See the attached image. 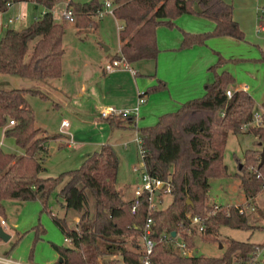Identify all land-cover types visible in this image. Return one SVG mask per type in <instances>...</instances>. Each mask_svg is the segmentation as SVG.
Wrapping results in <instances>:
<instances>
[{"label": "trees", "instance_id": "1", "mask_svg": "<svg viewBox=\"0 0 264 264\" xmlns=\"http://www.w3.org/2000/svg\"><path fill=\"white\" fill-rule=\"evenodd\" d=\"M58 0H0V12L15 3L32 2L46 11L22 29L6 28L0 34V74L24 79L48 81L62 76L63 46L67 20L57 22L53 9ZM113 15L123 23L119 37L120 52L111 60L120 59L127 65L142 60L156 61L159 54L156 29L174 28L175 19L183 14H196L215 23L212 31L191 33L182 30L181 49L205 45L214 37L244 40V32L233 17V5L225 0H112ZM67 8L73 11V23L79 32L97 28V16L105 9L103 0H71ZM258 61L264 62V49ZM228 61L219 55L214 82L208 84L202 97L189 100L173 112L162 114L154 125L137 128L140 150L147 173L169 181L172 201L164 208L149 209V194L126 200L117 189L119 157L111 144L102 145L89 155L81 167L57 176H41L45 167L40 152L48 149L49 141L58 139L35 125L36 115L26 94L46 96L39 90L0 87V128L5 136L14 138L24 150L19 155L0 147V220L6 219V200L40 201L70 245H57L56 264H132L143 254V227L149 216L154 220L152 238L155 241L151 264H247L264 248V243L243 242L223 237L224 226L242 229H262L250 222L244 205H223L210 201L212 179L229 176L223 160L230 134H253L264 147V112L261 123L252 125L256 102L244 89L227 90L235 84L228 71L218 73ZM158 79L140 97L166 90ZM111 115L105 118L112 128L132 127L134 115ZM14 125H9L10 121ZM135 127V125H134ZM260 148L248 149L235 177L247 200H253L264 190V163ZM63 199V216L48 205L52 193ZM89 193L95 200V215L90 211ZM136 206L135 212L133 207ZM82 213L76 228L69 226L67 212ZM264 219V209L260 210ZM188 214L200 216L204 229L190 225ZM36 240L46 232L39 224L34 228ZM173 232L176 236H173ZM205 243L223 242L222 254L206 255L196 251L195 235ZM186 242L196 251L183 254L171 240ZM17 243V242H16ZM13 245L12 248L15 247ZM7 257V256H6ZM3 264V263H0Z\"/></svg>", "mask_w": 264, "mask_h": 264}, {"label": "rangeland", "instance_id": "2", "mask_svg": "<svg viewBox=\"0 0 264 264\" xmlns=\"http://www.w3.org/2000/svg\"><path fill=\"white\" fill-rule=\"evenodd\" d=\"M231 3H233L232 0ZM253 3L254 6L257 4L263 6L264 0H236V3H233L236 18L239 20L240 27L244 32V40L237 41L232 38L216 39L211 45L223 52V55L220 53V56L228 61L226 67L231 70L233 69L235 75H239L244 83H248L251 86L250 92L253 93L256 102L255 113L258 114L261 109L260 106L264 103V62L258 61L261 51L264 49V39L257 36L256 29L259 31L258 24L264 23V19L262 21L260 17H257L254 8L252 16L250 15V7ZM61 6L55 8V18L59 22L62 21ZM44 8V6L37 3H31L26 8H24V5H15L14 7H9L5 16L14 17L17 13L25 15V19L15 20L10 24L11 28L22 29L29 26L35 17L40 16ZM260 13L264 14V9ZM97 20H99L97 28H89L82 32L77 30L73 22L66 21V33L63 40L66 52L63 59L62 80L65 84L69 85L71 91L69 97L55 90H47V88H45V93L49 95L50 98L48 99L27 95L29 105L35 111L36 127L42 131H46L51 136H57L59 139L49 141L48 149L39 154L46 168L41 173L43 177L57 176L64 171L81 167L84 160L93 153H89L87 150L94 151L93 148L95 146L81 145L82 141H92L91 135L94 133L83 132V124L80 121H90L94 117H101V114L99 113L98 115L94 107L95 101L92 97H89L87 94L81 97L78 96L75 88L76 81L78 79L82 82H87L90 91L95 90L102 94L106 92L110 94L112 88L110 85L106 88V85L103 83L101 68L108 61L106 56L112 58L119 50V25L120 23L122 24L121 21H116L110 14ZM259 32L260 36L264 37V33ZM105 46L109 47L110 50L105 52ZM232 56L240 57L241 59L230 58ZM150 62L143 61L141 65H138L142 67H137V64H133L132 66L141 72V70H144V64L145 66H149ZM126 69V67H122L117 70ZM211 73L213 76L215 75L213 70H211ZM17 78L20 80V77ZM28 80L34 82V85L31 87H40L44 91L42 83H38L40 82L39 80ZM16 85V87L20 86ZM229 88L233 89V86ZM56 103H59V106ZM121 116H123L122 118L128 117L122 114ZM64 120H67L69 123L68 127H64L66 131L76 130L70 136V141L66 135L62 134V129L60 130L61 123ZM156 122L157 120H155L154 124ZM130 133H128V136H131L132 141L127 142V144L120 143V146L116 150L119 157L117 189L126 200L136 197L135 190L142 184L141 172L143 170L141 168L143 166V157L140 150V134ZM2 140L4 143L3 148L7 152L21 154L22 148L16 144L14 138L3 137ZM257 140V137L253 134H230L223 155V160L228 167L229 176L210 181L211 188L209 195L211 202H242V204L246 202L247 199L241 189L240 181L235 177V174L240 170V165L244 162L245 152L248 149L260 148L263 150V147L257 144ZM69 142L71 147H68ZM52 148H55V151L51 153ZM136 167L140 168V170H136ZM59 190L60 187L52 193L48 200V205L54 213L63 216L65 210L61 206L63 199L57 196ZM89 197L90 211L92 215H95V200L90 193ZM171 201V194H165L163 195L162 202L156 199L155 203L158 208H164ZM253 202V206L244 204L246 209L248 208L246 212L249 215V220L250 222L256 221L263 228L242 230L224 226L220 230L223 237L243 242L264 243V219L260 213V210L264 209V190L257 194ZM223 205L229 206V204ZM256 206L258 207L257 209H255ZM5 207L7 224L5 227L0 223V227H5V231L11 234L12 238L8 242L0 240V255L10 257L12 260L20 263L54 264L58 257L54 244L70 245V243L65 241V236L54 223L49 213L42 210L43 204L40 201L20 202L6 200ZM251 207H254V210ZM77 214L74 210H69L67 214L69 226H74L73 216ZM39 224L46 232L41 239L36 240L34 228ZM195 239L201 251L198 254L219 255L227 247L226 242L205 243L199 234L195 235ZM14 244L16 245L12 248ZM220 245H222V248ZM254 260L258 264H264V254L258 253Z\"/></svg>", "mask_w": 264, "mask_h": 264}, {"label": "crops", "instance_id": "3", "mask_svg": "<svg viewBox=\"0 0 264 264\" xmlns=\"http://www.w3.org/2000/svg\"><path fill=\"white\" fill-rule=\"evenodd\" d=\"M225 1L228 3H231V0H225ZM232 2L236 3V0H232ZM31 3L32 2H20V3H15L11 5L10 7H14L15 5H24V8H26ZM233 3L231 4L233 5ZM67 4L68 3L66 1L60 0V1H57V4L55 6L56 8L57 6L62 5L61 6L62 21L64 20L62 15L65 9L67 8ZM55 8L53 9L54 17H55ZM233 8H234V5H233ZM253 8L256 11L257 17H260L263 21L264 14L260 12L264 9V5L262 6L260 4H257L254 6V3H253V5H251L250 7L251 16H252ZM45 11L46 9L44 8V11L42 13H44ZM7 12L8 10L6 12H0V24H6V22H8V19L13 17V16L6 17L5 15ZM108 14L112 15L116 21L120 22V20H118L113 15L112 11L110 12V10L109 11L105 10L103 14H100L99 16H97V19L103 18L105 15H108ZM16 16H22L21 20L26 18L25 15H22L19 13L14 15V17ZM233 17L240 25L239 20L236 18L235 9L233 11ZM10 24L8 25L7 28H11ZM175 24L176 26L174 28H170L167 26L157 27L156 38H157V46L159 48V54L155 62L152 60H142V61L137 62L136 63L137 67H142L138 65H141L143 61H151L150 62L151 64H149V66H145L144 64V70L140 69L141 72L137 70L136 68H134L132 65L130 66L128 65V68L126 70L116 69L113 72H107L105 70V66L110 61H112L111 59L113 57L109 58L108 56H106V59H108V61L106 65L102 66L101 70L103 73V83L106 85V88L109 87V85L112 88L110 91V94L108 92L102 94L101 92H97L95 90L90 91L87 82H82L77 79L76 81L77 84L75 88H76V92H78V96L81 97L87 94L89 97H92L95 101L94 107L98 115L99 113L101 114L102 110H105L108 108H113L117 111H127V110L135 111L137 109V111L132 114L136 118L135 123H134L135 127L133 125L132 127L115 129L111 127V125L106 121L105 118H102L100 116L94 117L90 121H80L83 124L82 125L83 132L94 133L91 135L92 141H82L81 142V145L83 146H93V147L95 146L93 148L94 151L87 150V152L89 153L95 152L104 144H111L116 151L118 146H120V143L127 144V142L132 141L131 136H128L129 132L131 133L133 132L134 134H137L138 133L137 128L154 125L155 120L158 121V118L162 114L167 113V112L176 111L180 107L181 104L189 100L202 97L205 94L207 85L212 84L214 82V76L211 73L210 68L217 63L220 53L223 55V52L215 46L212 47L211 43L213 41H216V39H226V38H232V37H214V38L209 39L205 45H196L191 48L181 49V44L183 40L182 30L191 32V33L209 32L214 29L215 23L207 18H204L196 14H183L179 16L177 19H175ZM262 24L264 26L263 22ZM122 27H123V23L122 24L120 23L119 32ZM5 30L6 28H3L2 30H0V34H2L1 32H4ZM256 31H257V36L260 37L261 39H264V37L260 36V32L257 29ZM261 33H264V31H261ZM232 39L237 40L235 38H232ZM122 44L123 42L120 39L119 50L116 52V54L120 52ZM108 50H110V48ZM108 50H105V52H107ZM64 56H65V53H64ZM64 56H63V59H64ZM230 58L241 59L240 57H233V56ZM226 66H227V63L224 64L221 68H219L217 72L221 73L222 71H228L229 73L233 75L235 79V84L233 85V88L235 90L244 89L253 96V93L250 92L251 86L248 83H244L240 79L239 75H235V72L233 69L231 70L230 68H227ZM62 68H63V61H62ZM62 76H63V73H62ZM62 76L58 79L38 82V83H42L44 87L43 89L44 91H42L40 87L38 88L31 87L34 85V82H31V80L24 79V78H20V80H18L19 78H17L16 76L2 75V74H0V86L1 87L8 86V87H2V88H7V89L20 88V89L39 90L46 96V99L50 97L48 94L45 93V88H47V90L50 89V90L58 91L60 94L69 97V93L71 91H70L69 85L63 82ZM158 79L163 80L167 84V89L144 97L145 102L140 104L139 103L140 95L143 92H145L148 87L157 84ZM16 84L20 86L16 87L17 86ZM27 95H30V94L25 95L26 99H27ZM27 102H28V99H27ZM28 105H29V102H28ZM56 105L59 106V103H56ZM260 108L261 109L259 113H262V111L264 112V103L260 106ZM64 121H67V120H64ZM68 126H62V123H61L60 130L62 129V134L66 135L70 141V136H72L76 130L66 131L64 127H68ZM1 136L2 138L6 137L5 128H0V147L4 149L3 148L4 143H3ZM126 138H129V139H126ZM68 147H71L70 142H69ZM54 151H55V148H52L51 153ZM23 153H24V150L22 149L21 154ZM162 200H163V197L160 199V202H162ZM245 203L246 205H249V206L254 205L253 200H246ZM245 203L242 204V202L240 203L239 202L237 203L219 202V204H229V205L231 204L244 205ZM251 208H253L254 210V207H251ZM257 208L258 207L256 206L255 209ZM244 209L246 211L248 208L246 209L244 205ZM81 215L82 213H78L77 215L73 216L74 226H70V227L76 228ZM11 238H12V235H11ZM66 239L67 238L65 237V241ZM177 240L180 241V238H177ZM195 243H196L197 253L201 252L199 247L197 246L198 244L196 242V239H195ZM193 253H195L194 250H190L189 254H193ZM259 253L264 254V248ZM57 256L58 257L56 261L54 262V264H56L57 260L59 259L58 253H57ZM0 257H3L8 261L6 264H26V263H20V262L14 261L10 257H6L2 255H0Z\"/></svg>", "mask_w": 264, "mask_h": 264}, {"label": "built area", "instance_id": "4", "mask_svg": "<svg viewBox=\"0 0 264 264\" xmlns=\"http://www.w3.org/2000/svg\"><path fill=\"white\" fill-rule=\"evenodd\" d=\"M67 3L70 2L71 0H64ZM104 2V6L105 9L101 12V14L104 13L105 10H110V12L113 9V4H112V0H103ZM263 12V10L261 11ZM63 18L67 21L72 22L74 19V15H73V11L70 8H66L65 11L63 12ZM22 16H16V17H12L8 19V22H6V24H0V30H2L3 28H7L8 25L10 23H13L15 20H19L21 19ZM259 31H264V26L262 24V22L258 25ZM122 67H126L128 68V65L120 59H114L112 61H110L106 66H105V70L107 72H113L116 69L122 68ZM227 96L231 97L233 94V90L229 89L227 90ZM145 102L144 97H140L139 99V103L142 104ZM137 109L135 111H117L113 108H108L105 110H102L101 112V117L102 118H108L111 115H132L134 112H136ZM263 112V111H262ZM261 114H256L254 116V120L252 125H258L261 123ZM15 121L11 120L9 125H14ZM69 123L67 121H63L62 122V126H68ZM141 168L143 169L141 172V179H142V184L140 186L137 187V189L135 190V194L136 197L138 198L140 196H142L145 192H147L149 194V209L150 211H152L153 209L157 208V204L155 203V200H159L163 197V195L165 194H170L171 193V185L169 181H165L162 180L160 178H155V177H151L144 166H141ZM136 170H140V168L136 167ZM136 210V206L133 207V212H135ZM188 217L190 219V225H198L199 226V230L202 231L204 229V223H203V219L200 216H192L191 214H188ZM2 226L6 227V220L5 219H1L0 221ZM154 228V220L151 216H149L145 222V225L143 227V254L140 258V260L138 262L132 263V264H151V255L153 253V249L155 246V241L152 238V233H153V229ZM67 242L71 243L70 239H66ZM173 243L176 244V246L180 249V251L187 255L190 253V250L187 248V244L186 242L180 240H171ZM8 261L3 258L0 257V263L6 264ZM237 264H245L242 262H239ZM247 264H258L256 260H252L250 262H248Z\"/></svg>", "mask_w": 264, "mask_h": 264}, {"label": "water", "instance_id": "5", "mask_svg": "<svg viewBox=\"0 0 264 264\" xmlns=\"http://www.w3.org/2000/svg\"><path fill=\"white\" fill-rule=\"evenodd\" d=\"M109 47L105 46V50H108ZM264 163V147L261 153V162L259 164V167L262 166ZM173 236H176V233L173 232ZM0 239L3 240L4 242H8L11 239V235L5 231L3 227H0ZM222 248V245H220Z\"/></svg>", "mask_w": 264, "mask_h": 264}]
</instances>
